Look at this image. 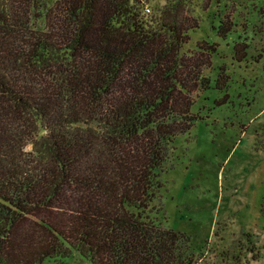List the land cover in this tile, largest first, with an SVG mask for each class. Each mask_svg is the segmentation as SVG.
<instances>
[{"label": "trees", "instance_id": "trees-1", "mask_svg": "<svg viewBox=\"0 0 264 264\" xmlns=\"http://www.w3.org/2000/svg\"><path fill=\"white\" fill-rule=\"evenodd\" d=\"M196 8L0 0V264H243L241 241L211 256L157 206L212 87L217 45L187 49ZM220 23L226 39L234 29Z\"/></svg>", "mask_w": 264, "mask_h": 264}, {"label": "rangeland", "instance_id": "rangeland-1", "mask_svg": "<svg viewBox=\"0 0 264 264\" xmlns=\"http://www.w3.org/2000/svg\"><path fill=\"white\" fill-rule=\"evenodd\" d=\"M168 1L149 0V7ZM193 2L201 22L187 49L202 41L217 45L207 72L212 87L199 95L194 108L203 120L175 143L157 206L166 225L209 255L235 249L241 241L243 264H264V0ZM221 20L234 29L226 39L218 34ZM246 39L248 55L239 62L234 44ZM221 73L227 83L219 88ZM249 239L254 253L247 251ZM67 264L85 262L76 256Z\"/></svg>", "mask_w": 264, "mask_h": 264}]
</instances>
